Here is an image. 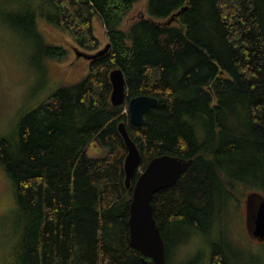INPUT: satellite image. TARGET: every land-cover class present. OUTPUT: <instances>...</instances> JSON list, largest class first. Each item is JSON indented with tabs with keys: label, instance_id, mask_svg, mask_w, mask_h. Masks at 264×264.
<instances>
[{
	"label": "trees",
	"instance_id": "trees-1",
	"mask_svg": "<svg viewBox=\"0 0 264 264\" xmlns=\"http://www.w3.org/2000/svg\"><path fill=\"white\" fill-rule=\"evenodd\" d=\"M137 1L0 0V17L37 38L46 59L67 50L44 41L45 23L94 53L101 48L97 14L110 44L82 80L52 89L22 115L14 136L0 138V169L13 197L6 221L14 228L0 264H144L130 242L133 184L161 154L193 158L152 200L167 264L183 241L173 231L209 234L223 207L264 196V0H147L148 15L128 25ZM114 68L126 81L119 106L111 101ZM142 94L158 103L136 125L128 102ZM122 121L142 156L129 188ZM94 143L104 155L87 154ZM211 248L206 264H235L232 239ZM241 257L236 264L259 258Z\"/></svg>",
	"mask_w": 264,
	"mask_h": 264
},
{
	"label": "rangeland",
	"instance_id": "rangeland-1",
	"mask_svg": "<svg viewBox=\"0 0 264 264\" xmlns=\"http://www.w3.org/2000/svg\"><path fill=\"white\" fill-rule=\"evenodd\" d=\"M148 1L134 3L126 22L131 23L139 16L148 15ZM160 20L159 18H154ZM168 21L163 19L162 21ZM95 34L100 38V49L107 44L105 27L100 17H93ZM45 42H54L63 46L67 54L59 59L43 56L39 41L31 36H23L12 29L10 24L0 17V138L14 136L22 115L38 104L50 91L59 85L82 80L89 72L90 60L78 56L75 42L66 30L48 23L40 27ZM83 51V50H82ZM44 61V65L42 62ZM93 144V143H92ZM101 146L90 145L87 154L91 157L104 155ZM260 194H249L241 204L232 203L223 207L215 229L209 234L184 230L173 231V237L183 239L175 245L173 264H189L191 260L202 257L206 264L213 243H222L232 239L234 243L232 257L236 263L244 253L248 257L257 255L256 264H264V239L253 236L254 219ZM13 197L9 178L0 169V260L9 251L13 238L9 241L7 233L14 232L13 225L6 221L12 218ZM8 228H11L8 232ZM231 257V255H230ZM231 257V258H232ZM207 258V259H206ZM245 264V263H244Z\"/></svg>",
	"mask_w": 264,
	"mask_h": 264
},
{
	"label": "water",
	"instance_id": "water-1",
	"mask_svg": "<svg viewBox=\"0 0 264 264\" xmlns=\"http://www.w3.org/2000/svg\"><path fill=\"white\" fill-rule=\"evenodd\" d=\"M170 21V20H169ZM110 44L97 52L90 53L76 49L77 55L92 60L103 55L109 50ZM112 83L111 101L119 106L126 99V81L121 68H114L110 72ZM156 96L142 94L129 99V118L133 124L141 125L144 115L156 106ZM118 131L125 141L127 155L125 157V183L126 187L132 186V179L136 174L141 160V152L136 142L127 130L126 122L118 125ZM193 158H184L178 155L161 154L153 157L143 169L133 184L130 216L128 221L130 242L139 250L144 264H167L166 245L161 232V227L154 215L152 203L154 194L164 188L175 184L180 175L192 165ZM258 203L254 219L253 236L264 239V196Z\"/></svg>",
	"mask_w": 264,
	"mask_h": 264
}]
</instances>
